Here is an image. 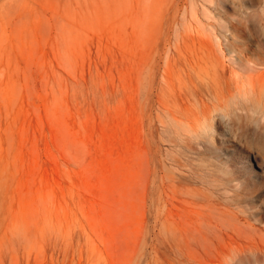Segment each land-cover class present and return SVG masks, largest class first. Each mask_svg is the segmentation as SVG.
<instances>
[{
  "label": "rangeland",
  "instance_id": "1",
  "mask_svg": "<svg viewBox=\"0 0 264 264\" xmlns=\"http://www.w3.org/2000/svg\"><path fill=\"white\" fill-rule=\"evenodd\" d=\"M0 264H264V0H0Z\"/></svg>",
  "mask_w": 264,
  "mask_h": 264
}]
</instances>
